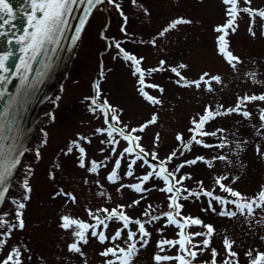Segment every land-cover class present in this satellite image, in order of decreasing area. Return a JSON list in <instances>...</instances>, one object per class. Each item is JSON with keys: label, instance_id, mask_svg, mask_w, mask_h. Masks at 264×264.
<instances>
[{"label": "rangeland", "instance_id": "374dc122", "mask_svg": "<svg viewBox=\"0 0 264 264\" xmlns=\"http://www.w3.org/2000/svg\"><path fill=\"white\" fill-rule=\"evenodd\" d=\"M245 6L248 5L241 0L240 7ZM227 7L222 0H115L111 4L106 0L94 6L67 68L42 111L40 126L34 130L7 192L1 212H7L4 219L11 223L17 222L16 208L11 203L17 200L25 204L21 210L25 226L22 230L14 228L10 236L5 235L8 232L7 225L0 228V240L6 241L0 247V262L17 248L22 264H106V260L114 258L103 257L100 253L115 245L126 247L124 241L128 230L122 233L121 239L115 242L109 239L104 244L96 237H91L89 232L88 243L79 244L82 254L73 253L68 250V246L77 242V238L72 234V229L65 230L60 226L61 218L69 216L94 224L95 220L89 216V211L103 218L105 213L98 212L99 209L111 210L118 205H122V211L133 220H149L150 217L144 215L146 210L150 216H161L160 220L145 224L151 235L147 238L146 247L140 248V244H137L140 250L132 264H156L153 259L156 254H181L177 248L168 245L164 246L163 251L157 248V243L163 239L179 238L176 235L178 229L167 225L163 217V213L170 211L167 206L170 194L158 190L165 186L163 181L151 178L144 185L150 191L144 193H136L128 187L120 188L122 184L139 183L137 177L151 171L147 165L140 166L142 161H137L133 166V175L127 176L128 163L134 159L128 154L121 159L117 181L111 183L107 180L115 160L119 158L118 154L128 144L115 134L119 144L101 143L102 140L107 141L108 137L96 132L98 128H107L100 108L92 103L93 98H97V92V104L102 105L107 101L115 109L119 119L117 127L138 129L153 115L157 117L156 123L149 124L143 132L132 133L141 138L139 143L148 153L145 158L157 166V170L159 161L166 160L173 151L177 152V156L166 165L170 172L177 165L196 157H204L211 162L209 167L198 161L176 174L177 180L182 175L191 177L185 179L182 185H176L182 188L181 197L188 195L183 191L184 188L200 191L198 182L202 181L205 191L235 199L220 191L215 184V179L221 176L227 177L222 183L249 199L261 191L264 187V122L260 120V115L264 101L245 102L241 104L239 113L217 116L205 124V131L216 132L217 135L198 139L202 140V144L212 147L205 148L193 143L191 150L185 151L183 148V143L191 139L189 129L193 127L192 120L204 115L206 108L226 112L237 105L238 98L264 95V20L257 16L253 22L247 14L240 13L236 31H229L226 37L228 50L240 61L233 69L219 53L217 37L220 34L215 31L228 19ZM250 7L264 9V0H252ZM180 18L191 23L179 24L164 32L173 21ZM250 26L255 36L250 34ZM122 27L124 31H121ZM117 42L124 51L137 59L142 58L140 67L145 70V85H158L163 92L139 84V74H133L135 65L126 61L122 54L118 55L119 50L115 47ZM179 65L186 67L179 68ZM172 68H177L186 81L199 80L207 73L205 80L220 76L221 82L210 81L208 85L202 82L199 89L195 86L184 87V81L177 83L180 78L171 71ZM148 69L160 70L149 75ZM141 87L161 103L152 105L146 101L138 90ZM208 87L213 90L207 91ZM244 111L249 112L250 116L244 117ZM108 119L109 123H114L111 113ZM177 134L183 136V143L177 141ZM79 137L87 139L79 140ZM72 141H78L85 148V168L79 167L78 149L73 148L68 153ZM113 147L116 149L115 154L112 152ZM180 152L184 154L181 156ZM152 153L157 155L156 160L152 159ZM219 156H224L225 160L217 159ZM93 160L105 161L98 173L87 170ZM27 169L31 170L30 174L26 172ZM26 176L31 188L29 193L22 187ZM118 188L120 191H117ZM61 191L74 196L75 202L67 195H57ZM101 192L104 195H99ZM24 195L29 198L24 200ZM209 199L201 195L199 199L192 196L178 201L182 205V216L199 218L215 229L209 249L203 252L192 249L198 253L192 264H211V248L218 252L216 264H223L226 258L232 259L227 257L224 249L225 237L234 241L232 250L238 254L235 259H238L239 264H248L246 252L264 251V239H261L264 237V208H255L254 205L252 216H247L245 210V215L238 213L236 217L229 218L218 213L222 209L236 210L234 205L222 206L212 201L210 208ZM134 200L140 203L129 207ZM121 226L122 222L111 221L107 230L101 226L97 231L103 230L106 236L111 237ZM129 228L138 232L136 225H130ZM187 231L194 233L206 230L193 226ZM136 239L139 240V234ZM202 239L204 237H195L193 243L199 244ZM162 264L177 262L166 261Z\"/></svg>", "mask_w": 264, "mask_h": 264}, {"label": "snow or ice", "instance_id": "6c2138e0", "mask_svg": "<svg viewBox=\"0 0 264 264\" xmlns=\"http://www.w3.org/2000/svg\"><path fill=\"white\" fill-rule=\"evenodd\" d=\"M83 2V0H80ZM106 0H87L89 5V9L86 11L85 19L81 20L80 22V29L77 30L76 38L79 37V32L82 30L83 25L86 21V17L90 14L91 7L97 4H103ZM115 0H107V3H114ZM223 4L228 6L226 8V15L228 19L223 25L217 26L215 31L220 35L217 37L218 43V50L219 53L224 57L227 63L235 69L236 63H239V58L234 56L232 52L228 50V41L226 37L229 34V31L235 32L237 28V19L240 13L247 14L252 21L254 22V18L259 16L262 20H264V9H253L250 7L252 0H243L245 7H240L241 0H222ZM77 3V0H29L30 4V12L27 13V27L24 30L23 35H21L17 40L16 43L22 45L19 51L22 53L20 57L19 63L16 65V74L19 75L21 71L24 73H29L31 71V64L30 61H35L38 56L41 55L43 51L46 50V46L48 45H55L59 43V38L63 35L64 30L68 24L67 17L71 15L73 11V6ZM117 9H119V5H115ZM0 19H4V16L11 17L13 20L15 19V14L13 9L9 3V0H0ZM123 15V13H121ZM10 20H5V23H10ZM127 22V18L125 17V23ZM191 23L189 20H185L183 18L177 19L173 21L170 25V28L164 29V32L169 31L170 29L176 28L179 24H188ZM121 31H124L123 27ZM249 32L251 35L255 36V32L252 30L251 26L249 27ZM0 35H5V33H0ZM163 35V32L161 33ZM11 43V41H9ZM115 47L119 50L118 55L122 54L123 58L126 61H131L133 65H135L134 75L139 74V84L142 86H146L148 88H158L160 92H163L162 88H159L158 85L148 84L145 85V70H142L140 67L141 59H137L134 55L129 54L128 52L124 51L123 48L120 47V44L117 42ZM13 56V52L9 51L4 54H0V71L5 73L11 71L7 66V62ZM115 58V57H114ZM235 62V63H234ZM163 61H161V65H163ZM185 65H179V68H184ZM160 69H148L147 72L150 75L154 71H159ZM172 72L176 74L180 78L177 83L180 81H184L182 86L184 87H192L195 86L197 89L201 87V83L203 82L205 85L210 84V81H215L216 83L221 82L220 76H212L210 80H205L204 76L208 74L205 73L204 76H201L199 80L195 81H186L183 76H181L180 72L177 68H172ZM253 75L254 74H250ZM11 82L8 80L6 76H0V83H4L5 81ZM28 77L26 75L20 76L21 84H26ZM98 89V85L96 86ZM141 96L148 101L152 105H158L161 101L151 95H149L146 91H144V87L138 89ZM213 89L211 87L207 88V91L211 92ZM99 93L97 92V98H93L92 103L100 108L103 116H104V123L107 125V128H98L96 132L104 135L106 134L108 137L107 141L102 140L101 143H111V144H119L120 141L115 139V135H118L122 140L126 141L128 146L123 148V151L118 154V157L114 162V167L112 168L111 172L107 176V180L111 183H115L118 177V170L121 166V159L125 157V154L130 156H134V159L128 163V170L126 175L131 177L133 175V166L137 164V161H142L141 167L147 165L151 171H148L145 175L141 177H137L140 181L136 184L131 185H121L120 188L128 187L131 188L136 193H144L150 191L144 187L145 183L148 182L151 178L155 177L164 183V187L159 188L160 192L170 194L168 195V208L170 211L163 213V217L167 220V225L175 226L178 229L176 235L179 237L178 239L168 240L163 239L157 243V248L161 251L164 250V246L168 245L172 248H177L178 253L174 256L169 255H154L153 259L156 264H162V262L166 261H176L177 264H192V261L197 257V251L192 249H198L200 252H203L206 249L210 248L211 245V237L215 233V229L210 224H204L199 218L191 217V216H182L181 215V208L182 205L178 202L181 198L187 200L189 197H196L199 199L201 195L205 197H209V207H212V201L218 202L220 205H234L236 210H221L218 215L220 216H227L229 218L236 217L239 213L240 215L252 216L255 208H264V187H262L261 191L254 197V198H247L244 197L240 192L235 191L231 187L226 186L222 183L223 180H226V176H221L215 179V184L219 186L220 191L227 193L230 197L235 199H227L225 197H221L219 195H214L213 191H205L203 189V182H198L201 185L200 191H192L189 189L184 188L183 191L187 192L188 195L181 197L182 188L177 187L176 185H182L185 179H191L188 175L180 176V179H176V174L180 172L182 168L185 166L195 165L198 161H202L211 167V162L204 159V157H196L195 159L186 160L183 163L176 166L174 171H169L166 165L171 163L173 158L177 156V152L173 151L166 160H160L157 166L152 165L149 161L145 158L148 153H145V149L141 147L139 141L140 137L137 135H132L135 132H143L144 129L149 124H155L157 117L155 115L144 125L140 128H132L131 130H127V126L124 127H117L116 125L119 124V119L115 113V109H112L110 105H108L107 101H104L102 105L97 104ZM3 96V93H0V97ZM251 101H264V95H252V96H244L243 98H238V103L235 107L228 109L226 112H221L219 109L213 111L210 108L205 109L204 115H201L199 119H193L192 125L193 127L189 129V132L192 134L191 139L187 143H183L184 138L182 135L177 134L176 139L177 141H181L183 143V148L185 151L191 150L192 144L202 145L203 147H212L209 144H202V140L198 139V137H206V136H216V132H208L204 130L205 124L209 121L215 119L217 116L227 115L233 112H240L241 104L245 102ZM222 107V106H221ZM109 113H111V120L114 123H109ZM244 117H249L250 113L244 111L242 113ZM260 120L264 122V109H261ZM264 127V124H262ZM2 125H0V131H2ZM222 131V130H217ZM86 137H79V140H86ZM157 139H159V135L157 134ZM90 143V141H88ZM219 147H223V145H219ZM239 147V145H237ZM73 148L78 149L79 151V167L85 168V148L81 147L78 141H72L68 147V153L73 151ZM25 150L20 151L18 154L9 151L5 153L3 149H0V205H3L5 202L6 193L9 190L10 184L13 180L15 170L17 166L20 164V156L24 154ZM259 151V149H258ZM112 152L115 154L116 149L113 147ZM67 154V153H65ZM184 153L180 152L182 156ZM152 159L156 160L157 155L155 153L151 154ZM37 157H39V151H37ZM219 160H225L224 156L217 157ZM91 166L87 168V170L91 173H98L99 168L105 164V161L97 162L95 160L90 162ZM27 173L30 174L31 170L27 169ZM54 178V177H50ZM87 183V181H85ZM22 187L24 188L26 193L31 192V188L29 187L28 177L26 176L23 180ZM120 188L117 191H120ZM57 195H67L69 196L73 202H75V197L71 196L70 193H63L62 191L57 193ZM99 195H104L103 192L99 193ZM29 197L27 195L23 196L24 200H27ZM11 203L16 208V223H11L4 219L7 216V212L0 213V228H4L6 225L8 227V232L5 235L10 236L11 231L14 228L23 229L24 228V220L22 218L23 213L22 209L25 208V204L21 203L17 200H12ZM139 200H134L132 205L139 204ZM255 205V208L253 207ZM151 208V205H149ZM123 206L118 205L116 208L111 210L104 208L99 209L98 212L105 213L104 217L101 218L98 214L92 213L89 211V216L95 220L94 224H89L78 219L71 218L69 216H63L61 227L65 230L72 229L73 235L77 238V242H74L68 246V250L73 253H81V248L79 247L80 243L87 244L89 240V232L91 237H96L101 244H104L109 239L112 242H115L121 239L122 233L127 229V238L124 241L127 245L126 247H120L119 245H115L114 247L106 248L103 252L100 253L103 257H113L114 259L106 260V264H132L133 260L139 253V248L137 244H140V248L146 247L148 240L147 238L150 237V233L146 230L145 224L151 223L153 220H160L161 216H150V213L146 210L144 212L145 216H149V220L142 222L139 219L133 220L129 216H127L123 211ZM215 211V209H212ZM111 221H119L122 222V226L118 227L115 233L108 237L105 235V231L97 229L102 228L107 230L109 227V222ZM136 225L138 226V232L132 231L129 226ZM193 226H200L204 228L206 231H197L194 233H189L187 231L188 228ZM163 229H158V231H162ZM139 234V240H137V235ZM195 237H204L199 244H194L193 240ZM264 239V237H261ZM5 240H0V247H3ZM233 244L234 241H230L227 237L223 240L224 249L226 252L227 257L223 261V264H239L237 258L238 254L233 251ZM20 251L17 248H14L12 252H10L6 259H4L0 264H22L21 260L19 259ZM211 264H216V257L218 256V252L216 249L211 248ZM245 256L248 258V264H264V251L258 250H249L245 253Z\"/></svg>", "mask_w": 264, "mask_h": 264}, {"label": "water", "instance_id": "95a60500", "mask_svg": "<svg viewBox=\"0 0 264 264\" xmlns=\"http://www.w3.org/2000/svg\"><path fill=\"white\" fill-rule=\"evenodd\" d=\"M9 3L15 19L6 15L4 19H0V33H5V35H0V54L13 52V56L7 62L11 71L7 73L0 71V76H6L11 81L9 83L6 80L0 83V93H3L0 97V125L3 129L0 131V149H3L5 153L11 151L18 154L25 150L34 122L60 78L76 41L80 22L85 19L89 5L87 0L83 2L77 0L71 15L67 17L68 24L59 38V43L46 46V50L35 61H30L31 71L29 73L21 71L17 75L16 65L22 56L19 51L22 45L17 44L16 40L23 35L27 27V13L31 9L29 0H9ZM5 20L11 22L6 24ZM23 75H26L28 80L22 85L20 76Z\"/></svg>", "mask_w": 264, "mask_h": 264}, {"label": "bare ground", "instance_id": "6f19581e", "mask_svg": "<svg viewBox=\"0 0 264 264\" xmlns=\"http://www.w3.org/2000/svg\"><path fill=\"white\" fill-rule=\"evenodd\" d=\"M69 58H70V57H68V59H67V61H66V63H65V65H64V67H63V68H65V66H67V65H68V63H69ZM39 120H40V121H42V118H40Z\"/></svg>", "mask_w": 264, "mask_h": 264}]
</instances>
